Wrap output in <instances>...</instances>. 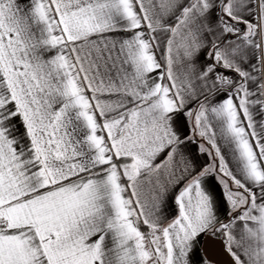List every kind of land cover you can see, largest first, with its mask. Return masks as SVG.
Returning <instances> with one entry per match:
<instances>
[{
	"label": "snow or ice",
	"instance_id": "6c2138e0",
	"mask_svg": "<svg viewBox=\"0 0 264 264\" xmlns=\"http://www.w3.org/2000/svg\"><path fill=\"white\" fill-rule=\"evenodd\" d=\"M216 236L264 264V0H0V264Z\"/></svg>",
	"mask_w": 264,
	"mask_h": 264
},
{
	"label": "water",
	"instance_id": "95a60500",
	"mask_svg": "<svg viewBox=\"0 0 264 264\" xmlns=\"http://www.w3.org/2000/svg\"><path fill=\"white\" fill-rule=\"evenodd\" d=\"M211 252L214 256V263L228 264V257L223 253L222 242L219 237H205L203 240V253Z\"/></svg>",
	"mask_w": 264,
	"mask_h": 264
},
{
	"label": "crops",
	"instance_id": "0c3cea01",
	"mask_svg": "<svg viewBox=\"0 0 264 264\" xmlns=\"http://www.w3.org/2000/svg\"><path fill=\"white\" fill-rule=\"evenodd\" d=\"M205 237H202L201 239V244L199 245V251H198V255L200 254H204L203 253V240H204ZM215 264V263H214Z\"/></svg>",
	"mask_w": 264,
	"mask_h": 264
},
{
	"label": "trees",
	"instance_id": "16d2710c",
	"mask_svg": "<svg viewBox=\"0 0 264 264\" xmlns=\"http://www.w3.org/2000/svg\"><path fill=\"white\" fill-rule=\"evenodd\" d=\"M216 237H219V236H216Z\"/></svg>",
	"mask_w": 264,
	"mask_h": 264
}]
</instances>
